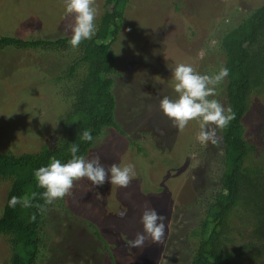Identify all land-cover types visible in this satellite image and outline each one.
Wrapping results in <instances>:
<instances>
[{"label": "rangeland", "instance_id": "1", "mask_svg": "<svg viewBox=\"0 0 264 264\" xmlns=\"http://www.w3.org/2000/svg\"><path fill=\"white\" fill-rule=\"evenodd\" d=\"M104 1L95 0V24ZM262 5L264 0L130 1L113 47L118 58L115 117L124 134L105 130L88 159L99 156L105 167L131 163L136 175L127 188L106 183L95 189L87 179L76 181L65 201L57 200L46 215L38 264L190 263L197 242L188 231L199 224L200 201H208L221 187L225 146L219 129L217 144H200L195 120L183 130L173 127L160 101L178 98L171 80L177 65H191L202 75L218 72L224 63L220 41ZM72 23L65 0H0V38L67 37ZM70 58L41 50H0V153H36L51 144L56 119L66 107L54 79L63 75ZM219 98L227 108L225 98ZM262 102L254 97L244 120L258 163L264 154ZM9 186L0 179V216ZM146 207L166 217L164 240L130 249L127 242L142 232ZM123 209L127 215L120 218ZM238 216L233 219L236 228L246 223ZM10 260L11 249L0 237V264Z\"/></svg>", "mask_w": 264, "mask_h": 264}, {"label": "trees", "instance_id": "2", "mask_svg": "<svg viewBox=\"0 0 264 264\" xmlns=\"http://www.w3.org/2000/svg\"><path fill=\"white\" fill-rule=\"evenodd\" d=\"M130 1L105 0L96 35L77 49L70 47L71 35L55 39L0 38V50L13 47L72 57L63 75L54 79L61 86L66 107L56 119L51 144L43 145L36 153H0V179L10 182L0 216V237L6 238L11 249L10 264H38L41 258L42 235L51 205L44 213L35 206L44 203L35 170L48 166L53 158L66 163L71 159L72 143L79 145L77 155L88 159L105 130L124 134L115 117L118 103L113 88L118 58L113 47ZM220 50L229 76L219 85L221 94L209 99L219 101V95L223 96L235 119L221 130L226 166L221 187L211 199L200 201L199 224L188 231L190 240L197 242L189 264H264V154L262 163L254 161L258 150L246 138L244 126L254 97L262 99L264 114V5L224 35ZM86 129L94 137L91 143L80 139ZM261 137L264 142V123ZM13 196L27 197L33 206L9 207ZM235 216L246 223L236 228ZM237 229L240 231L236 234ZM97 236L101 238L99 233Z\"/></svg>", "mask_w": 264, "mask_h": 264}, {"label": "clouds", "instance_id": "3", "mask_svg": "<svg viewBox=\"0 0 264 264\" xmlns=\"http://www.w3.org/2000/svg\"><path fill=\"white\" fill-rule=\"evenodd\" d=\"M65 14L74 19V23L68 25L72 34L69 40L72 49H77L82 42L91 40L96 35L98 8L95 0H65ZM171 71L172 85L178 98L171 100L165 96L160 101L161 112L179 130L186 128L190 121H197L200 132L196 140L202 145L217 144V130L227 128L235 119V113L230 107L225 108L217 99L209 97L218 95L217 88L229 76V69L221 66L216 73L202 75L193 66L181 63ZM80 139L91 143L94 139L91 130H84ZM69 151L71 159L66 163L53 158L48 166L40 167L34 172L37 187L43 189L41 198L44 203L35 205L41 213L47 211V206L70 195L76 181L87 179L95 189L106 183L127 188L136 175L134 164L118 166L113 163L105 167L99 156L86 159L83 155H77L80 149L75 143L70 144ZM36 195L34 192L32 197L35 198ZM18 204L23 208L33 206L27 197L16 196L10 199L8 206L15 208ZM118 215L124 218L127 209L121 210ZM165 219L156 209L146 207L141 216L142 232H137L134 239L127 242L128 248L143 249L148 242L161 244L165 237Z\"/></svg>", "mask_w": 264, "mask_h": 264}]
</instances>
